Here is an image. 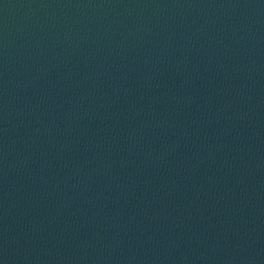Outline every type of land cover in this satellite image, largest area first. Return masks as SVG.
<instances>
[{"label": "water", "instance_id": "obj_1", "mask_svg": "<svg viewBox=\"0 0 264 264\" xmlns=\"http://www.w3.org/2000/svg\"><path fill=\"white\" fill-rule=\"evenodd\" d=\"M0 264H264V0H0Z\"/></svg>", "mask_w": 264, "mask_h": 264}]
</instances>
